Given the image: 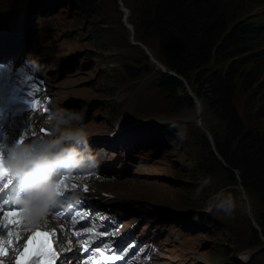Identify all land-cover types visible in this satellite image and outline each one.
<instances>
[{
    "label": "rangeland",
    "instance_id": "1",
    "mask_svg": "<svg viewBox=\"0 0 264 264\" xmlns=\"http://www.w3.org/2000/svg\"><path fill=\"white\" fill-rule=\"evenodd\" d=\"M13 2L0 0V12H6L0 18V31L23 32L28 43L34 45L33 53L44 61V68L47 57L54 55L56 48L61 49L60 43L73 55L63 63H71L73 68L64 67L69 78L59 83L57 89L61 94L58 99L64 106L82 113L86 130L96 123L103 130L108 129L106 117L112 116L119 108L146 120L186 121L187 135L183 142L166 125L157 127L159 142H147L149 146L129 160L131 170L137 169L135 176L126 177V173L120 178L109 179L104 185L136 203L132 219L136 218L141 224L150 219L154 223L155 220V232L163 234L156 240L166 238L167 231L172 228L173 234L176 228H180L196 235L197 248L191 247V238L186 245L164 241L166 251L161 253L160 264H264L262 245H256L253 233V228L260 229L264 206L248 192L244 193L248 197L244 204L241 193L235 188L237 183H232L224 168L214 163L204 146V139L211 144L212 150H215L217 140L222 141L225 137L223 142H227L226 125L219 108L211 106L206 98L200 100L197 97V92L203 96L204 89L193 74L190 80L182 82L199 104L178 115L173 112L167 93L159 85L163 76L157 67L161 62L156 45L151 40H138L132 25L140 0H48L49 6L42 3L36 7L24 4L12 8ZM222 2L233 20L256 26L258 49L255 53L259 57L256 64L264 65V0ZM73 28L79 38L70 35ZM5 35H0V41ZM228 63V60L217 57L207 68L225 70ZM88 101L93 104L89 106V116L86 115L88 107H77ZM233 103L247 127L262 129V120L255 114L256 103L241 83ZM196 108L201 112L200 122L206 131L193 119L195 110L199 111ZM24 118L27 120L30 116ZM151 149L155 153L144 157ZM205 177H210L211 183L197 195V187ZM155 183L162 186L147 188ZM222 190L231 191L236 197L234 213L226 216L216 211L205 212L206 206L212 207L214 194ZM194 215L199 217L198 221L194 220L195 224L184 223V219L189 220ZM172 245L175 250L167 251ZM77 253L80 248L73 255Z\"/></svg>",
    "mask_w": 264,
    "mask_h": 264
},
{
    "label": "trees",
    "instance_id": "2",
    "mask_svg": "<svg viewBox=\"0 0 264 264\" xmlns=\"http://www.w3.org/2000/svg\"><path fill=\"white\" fill-rule=\"evenodd\" d=\"M132 25L137 39L153 41L159 61L177 75L162 73L159 82L176 115L195 106L179 79L188 81L195 74L204 89L203 96L197 92V97L218 107L226 125L227 142H223L225 137L217 140L215 149L228 167L213 153L207 139L204 146L231 182L240 181L264 206V65L256 64V26L233 20L222 0H140ZM217 57L229 61L225 70L207 68ZM240 83L256 103L262 129L247 127L234 106ZM259 227L253 228V233L256 245H262L264 251V218Z\"/></svg>",
    "mask_w": 264,
    "mask_h": 264
},
{
    "label": "clouds",
    "instance_id": "3",
    "mask_svg": "<svg viewBox=\"0 0 264 264\" xmlns=\"http://www.w3.org/2000/svg\"><path fill=\"white\" fill-rule=\"evenodd\" d=\"M31 63L39 67L36 60ZM158 123L174 130L181 142L186 138L185 120L165 119ZM41 128L46 130L45 135L30 128L15 142L5 144L6 154L3 155L4 163L18 182L12 199L32 225L45 222L53 214V209L62 205L71 207L72 202L78 201L83 193V184L95 177L101 164L109 158L106 149H93L90 145L83 115L79 111L60 106L48 109ZM65 177L80 183L79 189L72 188L67 204H63L62 199L65 196ZM210 183V177L203 178L197 187V195ZM214 196L212 207L206 206L204 211L231 216L236 210L233 193L224 191L223 195ZM193 219L198 221L199 217L194 215ZM157 257L161 258L159 251ZM156 264H160V260Z\"/></svg>",
    "mask_w": 264,
    "mask_h": 264
},
{
    "label": "bare ground",
    "instance_id": "4",
    "mask_svg": "<svg viewBox=\"0 0 264 264\" xmlns=\"http://www.w3.org/2000/svg\"><path fill=\"white\" fill-rule=\"evenodd\" d=\"M10 47H16L19 51L26 50V48H29L28 51H27V54H33L32 49L34 48V45H33V43L30 42L26 46L23 47L22 44L19 41H16L10 34H6L3 37V39L0 41L1 54L3 55V54H7V53H13V50H10ZM153 60H155V59H153ZM196 109L199 110V108H196ZM194 114H195V117L193 119H196L195 120L196 125L199 126V124H200V125L203 126V124L200 122L201 121V112H200V110L199 111L195 110ZM147 116H148L149 119H152L151 116H149V115H147ZM27 120H31V118H28ZM151 121H152V123L147 125V126H144L143 130L146 131L149 135H151L152 138L150 140L155 142V144H157L159 142V140H160V138H159L160 132L157 130V127L162 126L164 124L158 123V121L156 119L155 120H151ZM133 131H134L133 129H130V131L128 133H124V132L123 133H119V132H117V134L115 135V140L111 141V142L108 141L107 144L108 145H113V144H118V143L121 144V143L124 142V140L127 138V136L129 134H131ZM168 141H169V139L166 140L167 143H168ZM153 186H159V183H155L152 186L148 185L147 188L148 187H153ZM161 186H159V187H161ZM241 195H242V197H240V198H241L242 202H244V204H246L247 200H248V197L245 196L244 193H241ZM210 203L211 202H209L208 204L210 205ZM152 208H154V207L152 206ZM178 216H180V215H178ZM182 216H186V215H182ZM47 219H48L47 229H50V235H51L52 228L55 227L56 228V237L60 238L61 242H65L67 239L71 238L70 235L64 230H63L64 234H63V236H61V228L59 226V222L56 219H53L52 215H49ZM179 220L182 222V219H179ZM184 221H185L184 223H187V222H191V224H195L196 223L192 217L189 220L188 219H184ZM187 225H188V223H187ZM39 227L40 228H45L44 227V222H42L39 225H32V224H30L28 222V220L21 218V221L19 222V224L15 228H12V229H15L17 231V234H14L13 232H11L12 233V235H11L12 241H11V245L9 247L11 248L12 246H14L15 249H18L21 246L25 245L26 244V242H25L26 237H28L30 235V233H31V231L33 229L39 228ZM26 228L31 229V231H25L24 229H26ZM9 231L10 230H8L6 228L4 230V233L9 232ZM6 236H7V234H6ZM17 236L20 237L19 240L16 239ZM54 239L55 238L51 236L50 241L53 243ZM0 240H1V237H0ZM6 240H5V242H6ZM72 241H73V251L72 252H66V251L63 252L59 256V259H63V260L60 261L58 264H66V261L68 259H71L73 264H77V262H79V264H81L80 260L78 258H76L79 254L77 253V255H73L74 251H76L78 249V244L75 243L74 239H72ZM53 245H54V250L56 252H60V249H56L55 248V244L54 243H53ZM65 247H67L66 244H65Z\"/></svg>",
    "mask_w": 264,
    "mask_h": 264
},
{
    "label": "snow or ice",
    "instance_id": "5",
    "mask_svg": "<svg viewBox=\"0 0 264 264\" xmlns=\"http://www.w3.org/2000/svg\"><path fill=\"white\" fill-rule=\"evenodd\" d=\"M30 95H33L32 93H30ZM39 102L38 101H31L30 102V107L35 109L37 106H38ZM30 129V128H29ZM29 129L21 132V134L18 136V138L24 134L25 132H27ZM42 132H45L46 133V130L44 129H41ZM18 138H16L14 141L12 140V142H15ZM11 142V143H12ZM7 144V143H0V181H3L4 180V177H7V181L6 182H3V183H0V217H2L3 219H7L9 217H20L22 219H26L22 209L17 205L15 204V202L12 200L11 203L13 205V208L14 210H8L6 211L5 210V206L9 205L10 201L9 199L5 198V196L3 195L4 194V190L5 189H9V186L12 185V190H11V193H9V195H14L15 192L17 191L18 189V182L17 180L15 179V177H13L10 173V170L8 169V166L4 163L3 161V155L6 154V149L4 148V145ZM69 178L68 177H65L64 178V191L66 192L68 190V186L66 184V181L68 180ZM15 182V183H14ZM72 187H76L75 184L72 185ZM83 191L87 192L88 191V187L87 185H84L83 187ZM65 197V196H64ZM63 197V198H64ZM62 198V199H63ZM58 208V207H57ZM57 208L53 209V219H55L56 216L58 215H63V213L61 212H58L57 211ZM27 220V219H26ZM13 221H8V223H12ZM8 223H5L3 225V227H0V236H3L4 234V229L8 227ZM47 225H48V219L44 222V227L45 229H47ZM25 231H31V229H24ZM85 231H91V229H85ZM64 232H63V226H61V236H63ZM9 236L12 235L11 231H9L8 233ZM74 235L77 236V237H80L82 235V232L80 231H75L74 232ZM51 236L54 237V241L53 243L55 244V248L56 249H60V252H56L55 250H52L51 252V255L53 257H56V258H59V256L63 253V252H72L73 251V241L71 238L67 239L65 242H61V239L56 237V228L53 227L52 230H51ZM17 240L20 239L19 236L16 237ZM93 239V236H89L88 237V241L89 243H87L82 249H81V253L83 255V253L85 252H88V249H89V246H90V242L92 241ZM80 241L77 240V244H79ZM65 244L67 245V247H65ZM44 247L43 244H41L38 248H37V255L40 254V249H42ZM109 247V245L105 244L104 245V248L107 249ZM100 249H96V251H99ZM105 259H111V260H116V259H119L118 256H111V257H105ZM66 264H73L72 260L71 259H68L66 261ZM77 264H79V262H77Z\"/></svg>",
    "mask_w": 264,
    "mask_h": 264
},
{
    "label": "water",
    "instance_id": "6",
    "mask_svg": "<svg viewBox=\"0 0 264 264\" xmlns=\"http://www.w3.org/2000/svg\"><path fill=\"white\" fill-rule=\"evenodd\" d=\"M157 67L161 70L162 73H166V74H169V75H171V76H177L175 73H173L172 71L168 70V69L165 67V65H163L162 63L158 64ZM180 78H181V77H180ZM187 93L193 98L195 104H197V103L199 104V101L197 100V98H196L191 92H187ZM199 126H200L204 131H206L205 126H202V125H200V124H199ZM212 151H213V153L217 156V158L222 162L223 166L228 167V166L223 162L222 158H221L220 155L217 153L216 149H215V150L213 149ZM235 188H236L237 190H239L240 193H245V192H246L245 189L243 188V186L241 185L240 181H238V183L236 184ZM219 195H221V193H220Z\"/></svg>",
    "mask_w": 264,
    "mask_h": 264
}]
</instances>
